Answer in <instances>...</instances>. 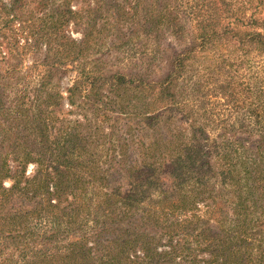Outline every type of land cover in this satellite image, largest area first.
Wrapping results in <instances>:
<instances>
[{
    "label": "trees",
    "instance_id": "obj_1",
    "mask_svg": "<svg viewBox=\"0 0 264 264\" xmlns=\"http://www.w3.org/2000/svg\"><path fill=\"white\" fill-rule=\"evenodd\" d=\"M263 54L264 0H0V264H264Z\"/></svg>",
    "mask_w": 264,
    "mask_h": 264
},
{
    "label": "rangeland",
    "instance_id": "obj_2",
    "mask_svg": "<svg viewBox=\"0 0 264 264\" xmlns=\"http://www.w3.org/2000/svg\"><path fill=\"white\" fill-rule=\"evenodd\" d=\"M71 34H72V36H73L74 38H76V39H79V38H80L79 34L76 33V32L71 31ZM254 63L264 65V54L261 55V56L256 57V58L254 59ZM74 76H75L74 73L69 74L68 77L64 79L63 84H64L65 86L71 84V82H72L71 79H73ZM206 77H208L207 74H206ZM222 77H224V75H223ZM222 77L219 76V77H217L216 79H221ZM214 79H215V78H214ZM212 82H215V80H212ZM211 90H212V91H208V101H209V103L211 104V107H213L215 103H225V100H224V99H223V100L218 99L219 94L217 93V90L215 91L214 85H212ZM222 97H223V96H222ZM230 98L232 99V97H230ZM230 98H228V99H230ZM215 108H216V110H214V109H213V110H214V112L217 113V114H219V113L222 111V109H223L220 105L216 106ZM221 113H224V112H221ZM226 114H227V113H226ZM107 115H108V113H107ZM107 117H108V116H107ZM104 125H105V128L107 129V128H108V121L105 122ZM31 168H32V166L30 165V166L28 167V172L31 171ZM4 185L7 187L9 184L6 182Z\"/></svg>",
    "mask_w": 264,
    "mask_h": 264
}]
</instances>
